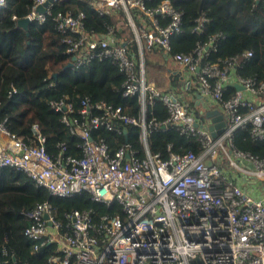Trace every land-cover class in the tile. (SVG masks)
I'll return each instance as SVG.
<instances>
[{
    "label": "built area",
    "instance_id": "1",
    "mask_svg": "<svg viewBox=\"0 0 264 264\" xmlns=\"http://www.w3.org/2000/svg\"><path fill=\"white\" fill-rule=\"evenodd\" d=\"M59 1L33 0L26 17L30 22L54 23L70 56V68L111 62L120 74L122 96L134 97L140 108L132 116L129 105L94 102L87 96L77 108L67 96L50 100L49 107L79 139L77 153L59 142L51 154L37 124L24 138L12 133L7 118L0 115V168L22 171L51 196L86 192L95 202L121 209V214L97 219L93 211L72 210L64 214L63 224L50 203H38L22 212L30 222L23 235L32 242L31 253L51 243L55 252L49 264H264V158L233 143L239 129H249L254 141H264V79L236 72L251 52L208 62L220 34L205 44L196 43L187 53L172 52L171 38L181 33L182 13L169 0L153 6L151 0H86L99 16L114 17L101 33L87 28L83 12H54ZM258 3L264 0H251L252 6ZM5 6L6 1L0 0V9ZM206 21L200 12L191 31L202 33ZM127 35L135 55L126 45ZM155 50L181 66L185 89L159 91L147 83L146 55ZM52 76L44 79L50 87ZM155 99L167 116L163 121H146L147 107ZM212 109L225 123L216 136L205 116ZM126 126L139 128V147L124 139L111 151L104 138H92L99 128L125 135ZM170 129L192 139L198 152L179 154L167 145L166 158L152 154L150 132ZM1 255L0 264L10 260L16 264L11 249L3 247Z\"/></svg>",
    "mask_w": 264,
    "mask_h": 264
},
{
    "label": "trees",
    "instance_id": "2",
    "mask_svg": "<svg viewBox=\"0 0 264 264\" xmlns=\"http://www.w3.org/2000/svg\"><path fill=\"white\" fill-rule=\"evenodd\" d=\"M6 6L0 9V115L7 118V127L16 135L30 137V127L37 124L45 137L46 150L54 154L57 143H65L69 152L79 139L71 135L61 122V115L48 105L52 99L67 96L74 108L79 101L89 97L92 101H105L113 106H127L130 115L136 116L139 104L135 98H124L120 92V74L111 62H91L80 69L67 67L70 56L60 44L54 23L46 19L43 23L32 21L27 33L17 28L12 20L25 18L33 0H5ZM161 0H151L155 5ZM172 6L182 13V30L171 38V51L187 53L196 43L205 44L209 37L220 34L207 61L218 63L224 59L251 52L242 59L236 68L243 77L264 79V4L251 5V0H169ZM54 12H83L88 29L101 33L105 25L113 24L114 17L99 16L86 0H62L56 3ZM202 12L207 21L203 31L195 34L191 30L195 19ZM127 47L135 55V46L130 37H125ZM53 76L49 86L44 79ZM55 75V76H54ZM12 89L15 93L9 94ZM234 88H228L232 93ZM166 110L157 99L152 107H147L146 121L154 118L163 121ZM126 133L116 135L104 128L93 131L92 138L102 137L111 151L127 139L139 147V128L126 126ZM237 149L264 158V141H254L249 129H239L233 138ZM171 152L183 154L188 150L198 152L192 139L179 134L176 129L153 130L148 137V147L152 154L166 158ZM48 202L54 209L56 219L65 223L64 214L72 210H90L94 218L100 215L121 214L118 205L106 207L95 202L86 192L60 198L51 196L46 190L35 186L33 180L22 171L11 167L0 168V259L2 248L14 252L16 264H49V257L55 252V244H44L37 253H31L32 242L23 235L30 222L22 212L36 204ZM8 264H12L11 260Z\"/></svg>",
    "mask_w": 264,
    "mask_h": 264
},
{
    "label": "crops",
    "instance_id": "3",
    "mask_svg": "<svg viewBox=\"0 0 264 264\" xmlns=\"http://www.w3.org/2000/svg\"><path fill=\"white\" fill-rule=\"evenodd\" d=\"M147 64L151 62V64H154L157 68L158 74H156L155 77L151 78L150 83H153L155 85H164L167 82L166 88L158 89L159 91H166L170 89L175 88H184L185 85L182 83L181 76H185V74L181 71V66L177 63H174L170 60V58L155 50L149 54H147ZM184 81L186 82V76L184 77ZM154 85V86H155ZM156 87V86H155ZM201 109V108H199Z\"/></svg>",
    "mask_w": 264,
    "mask_h": 264
},
{
    "label": "water",
    "instance_id": "4",
    "mask_svg": "<svg viewBox=\"0 0 264 264\" xmlns=\"http://www.w3.org/2000/svg\"><path fill=\"white\" fill-rule=\"evenodd\" d=\"M38 11H43L42 8H38ZM30 23L29 18L25 17L22 19H18L16 21L17 28L23 29L27 33L28 25ZM74 57L71 58V61H74ZM71 62L67 64V67H71ZM55 76V75H54ZM238 89H240L238 87ZM205 116L210 119L211 125L209 126V129L212 131V135L216 136L218 133L221 132L222 128L224 127L225 123L223 120L222 115L217 109H212L210 111H207L205 113ZM126 133V130L124 131Z\"/></svg>",
    "mask_w": 264,
    "mask_h": 264
},
{
    "label": "rangeland",
    "instance_id": "5",
    "mask_svg": "<svg viewBox=\"0 0 264 264\" xmlns=\"http://www.w3.org/2000/svg\"><path fill=\"white\" fill-rule=\"evenodd\" d=\"M125 28V26H123ZM147 58V55H146ZM157 67L154 64H151V62L149 64H147V59H146V63H145V71H146V81L147 83H149V81H151L152 77H155L156 74H158L160 76V74L158 73ZM155 85V84H154ZM157 89H163L166 88L167 86V82L164 85H155ZM168 87V86H167ZM210 106H208L209 108ZM207 108L204 109V111H206Z\"/></svg>",
    "mask_w": 264,
    "mask_h": 264
}]
</instances>
